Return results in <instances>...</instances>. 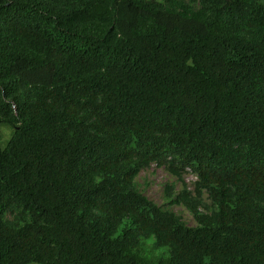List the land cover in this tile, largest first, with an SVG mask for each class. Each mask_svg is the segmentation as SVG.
I'll list each match as a JSON object with an SVG mask.
<instances>
[{"label": "trees", "instance_id": "1", "mask_svg": "<svg viewBox=\"0 0 264 264\" xmlns=\"http://www.w3.org/2000/svg\"><path fill=\"white\" fill-rule=\"evenodd\" d=\"M0 127V264H264V0H0Z\"/></svg>", "mask_w": 264, "mask_h": 264}, {"label": "rangeland", "instance_id": "2", "mask_svg": "<svg viewBox=\"0 0 264 264\" xmlns=\"http://www.w3.org/2000/svg\"><path fill=\"white\" fill-rule=\"evenodd\" d=\"M7 128L0 127V145L5 146V144L11 138L3 139V132ZM9 134V133H8ZM198 182V176L191 170H187L182 178H177L171 175L165 168H160L157 165H153L147 170H144L140 176L137 178V186L139 190L152 202L158 206L171 209L179 217H181L184 222L191 226L196 227L198 224L193 216V214L184 205H169V200L176 198V196L187 189L189 192L194 193L196 184ZM174 187L171 189V187ZM205 208H202V212H208L211 207L208 198L204 197ZM148 247L153 244V240H146ZM161 250L157 253L166 252Z\"/></svg>", "mask_w": 264, "mask_h": 264}]
</instances>
